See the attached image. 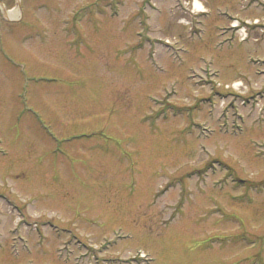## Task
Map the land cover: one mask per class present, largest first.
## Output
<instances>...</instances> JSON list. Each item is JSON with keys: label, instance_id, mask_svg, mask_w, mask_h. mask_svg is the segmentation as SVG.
Masks as SVG:
<instances>
[{"label": "rangeland", "instance_id": "obj_1", "mask_svg": "<svg viewBox=\"0 0 264 264\" xmlns=\"http://www.w3.org/2000/svg\"><path fill=\"white\" fill-rule=\"evenodd\" d=\"M6 1L0 264H264V0Z\"/></svg>", "mask_w": 264, "mask_h": 264}, {"label": "flooded vegetation", "instance_id": "obj_2", "mask_svg": "<svg viewBox=\"0 0 264 264\" xmlns=\"http://www.w3.org/2000/svg\"><path fill=\"white\" fill-rule=\"evenodd\" d=\"M1 4L0 5H3L5 7H7V1L6 0H0ZM15 4H16V8L19 10V11H27L28 8L25 7L26 5V0H15ZM26 8V9H25ZM4 11H6V9H4ZM24 13H22V18L24 17ZM23 20V19H22ZM10 32H12L11 30H9ZM0 58L2 60H6V59H9V58H12L8 52V50L4 47V44L2 42V35H0ZM51 226H55L56 227V223L55 222H51L50 223ZM59 232V231H57ZM58 235H60L59 233H57ZM75 238V237H73ZM70 239H66V241L63 243V244H68ZM68 246V245H67Z\"/></svg>", "mask_w": 264, "mask_h": 264}, {"label": "bare ground", "instance_id": "obj_3", "mask_svg": "<svg viewBox=\"0 0 264 264\" xmlns=\"http://www.w3.org/2000/svg\"><path fill=\"white\" fill-rule=\"evenodd\" d=\"M194 8L196 10H198V11H201L203 9V6H202V4L198 0H195L194 1ZM15 14H17L15 8H13V9H11V10L8 11V15H10V16H15Z\"/></svg>", "mask_w": 264, "mask_h": 264}]
</instances>
